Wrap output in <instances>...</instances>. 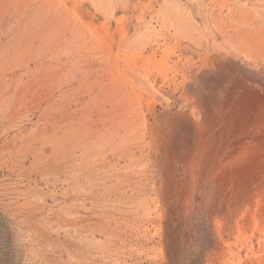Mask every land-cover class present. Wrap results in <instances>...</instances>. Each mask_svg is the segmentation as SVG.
I'll list each match as a JSON object with an SVG mask.
<instances>
[{
	"label": "rangeland",
	"instance_id": "obj_1",
	"mask_svg": "<svg viewBox=\"0 0 264 264\" xmlns=\"http://www.w3.org/2000/svg\"><path fill=\"white\" fill-rule=\"evenodd\" d=\"M0 264H264V0H0Z\"/></svg>",
	"mask_w": 264,
	"mask_h": 264
},
{
	"label": "trees",
	"instance_id": "obj_2",
	"mask_svg": "<svg viewBox=\"0 0 264 264\" xmlns=\"http://www.w3.org/2000/svg\"><path fill=\"white\" fill-rule=\"evenodd\" d=\"M200 254V253H199ZM167 256H168V258L170 259V256H169V254H168V252H167ZM199 256V255H198ZM200 256H201V254H200Z\"/></svg>",
	"mask_w": 264,
	"mask_h": 264
}]
</instances>
